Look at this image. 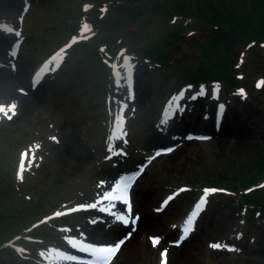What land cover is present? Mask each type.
Instances as JSON below:
<instances>
[{
    "label": "rangeland",
    "instance_id": "obj_1",
    "mask_svg": "<svg viewBox=\"0 0 264 264\" xmlns=\"http://www.w3.org/2000/svg\"><path fill=\"white\" fill-rule=\"evenodd\" d=\"M99 1L0 0V228L34 223L0 246V264H96L107 256L91 250L99 234L108 249L122 237H107L123 229L116 216L128 215L120 203L110 215L107 204L121 173L138 174L130 189L134 222L122 232L124 239L131 237L135 222H145V211L135 207L142 194L153 201L146 243L164 237L177 248L182 221L205 189H216L190 233L202 240L200 255L178 264H264V218L222 188L233 181L240 186L243 176L264 162V86L257 87L264 81V51L233 45V55L243 52L236 63L243 64L244 96L214 76L193 86L186 77L212 51L215 35H225L198 16L222 9L217 0L207 6L205 0H141L148 11L133 13L135 22L114 30L106 23L107 4ZM170 8L180 13L168 15ZM224 14L234 18L231 8ZM127 27L134 31L136 50L150 42L158 65L147 62L144 51L134 55L118 36L116 43L132 51L129 83L116 75L122 63L115 66L111 57L105 61L99 55L105 37L121 35ZM128 53L118 54L116 62ZM19 75L25 83L13 87L14 95L4 92L2 85ZM180 88L187 91L176 99L179 110L162 124L172 103L169 95ZM30 91L40 102L29 110L18 99ZM242 135L252 143L238 146ZM250 189L264 194V182ZM62 213L68 217L56 219ZM117 256L111 264H124ZM143 262L137 264H162V254Z\"/></svg>",
    "mask_w": 264,
    "mask_h": 264
},
{
    "label": "trees",
    "instance_id": "obj_2",
    "mask_svg": "<svg viewBox=\"0 0 264 264\" xmlns=\"http://www.w3.org/2000/svg\"><path fill=\"white\" fill-rule=\"evenodd\" d=\"M99 2L101 5L105 3L108 6L107 10L109 11V15L106 17V23L111 22L109 25L113 29L110 30H114L116 26L119 27L121 23L126 21L135 22L131 18L133 13L138 11L142 16L148 11L149 7H144L145 4L141 6V4H143L141 0H102ZM205 2L207 6L209 0H205ZM216 2L221 4L222 9L216 7V13L210 16L203 13L198 14V16L202 21L204 20V22L209 20L213 25L211 27L212 29H216L217 32H224L225 35H223V38L218 34L215 35L212 51L206 52L202 60V65L199 69L195 70V73L186 77V83L198 85L212 80L210 78L214 76L215 80L213 81L217 82L219 79H225L227 82H230L234 88L239 89L243 87L244 78L242 72H244V70L242 68L243 64L237 63L243 52L240 53L237 51L233 55V51L235 50L233 45L239 42L243 44L242 48L244 49L249 46H254L258 48V50L261 49L264 51V0H239V2L237 0L236 4H234V2L229 3L225 0H217ZM137 5L140 6L136 8ZM151 6L154 8L153 4ZM141 7L145 10H142ZM165 7L166 6L160 8L165 9ZM225 7L226 9L231 8L234 12V18L232 17V20H229L224 14ZM175 12L180 13V11L170 8L167 14L173 15ZM133 33L134 31L131 30V27H127L121 35L114 36V34H111L106 36L103 42L109 47L116 45V38L120 36L123 41L125 40L126 46L130 47L133 52L139 55L144 51V57L151 59L152 49L150 48V42L146 43L143 51L136 50L137 42L133 39ZM226 33L229 34L230 38L226 36ZM261 56L264 57V53H262ZM151 61L154 62L152 59ZM210 68H212L211 71H209L210 73H207L206 71ZM251 98L255 100L256 96L252 94ZM255 169L256 171L254 173L250 175L247 173L243 176L240 180V186L235 184L237 181H233V185L227 187H222L223 184L220 182V186L223 189L227 188V190L231 192V198L238 200L237 202L240 203L242 208H247L249 212L264 218V194L256 191L254 192L250 189L264 182V162L260 161ZM239 191L242 193H238ZM33 225L34 223L29 226L26 224L22 226L18 222L4 224L3 227L0 228V246L14 239L17 235H23L24 231L26 232V230L33 227ZM4 229L6 232H3Z\"/></svg>",
    "mask_w": 264,
    "mask_h": 264
},
{
    "label": "bare ground",
    "instance_id": "obj_3",
    "mask_svg": "<svg viewBox=\"0 0 264 264\" xmlns=\"http://www.w3.org/2000/svg\"><path fill=\"white\" fill-rule=\"evenodd\" d=\"M122 65L124 67L123 69L127 70L128 61H125ZM122 74H123V72L121 70L118 72L117 76L122 75ZM25 78L26 77L19 75L16 78V81L6 82L5 84L2 85V87L5 89L4 92H6V93L10 92L11 95H14L13 87L15 85H18L19 83L24 84ZM185 90L187 91V88ZM16 99H18V96H16ZM18 100L23 102L24 105L29 110L31 109V107L38 105L40 102L39 96L36 93H34L33 91H30L25 96H19ZM168 111H170V107H168ZM248 137H250V136L249 135H242V138L238 141L237 145L238 146H242V145L246 146V145H249L248 143H252V141L250 139H247ZM178 152L175 151L173 153L172 157L176 156ZM119 175L122 176V173ZM133 195H134V191H133ZM138 196L139 197H135V199H137L135 207L137 209L141 208L143 211H145L143 214V218L145 219V222H142V223L136 222L130 228V230H132V234L130 235L131 237L124 239L125 236H123V235L126 234V227H127L125 225L123 226V229L122 228L117 229L118 231H116L114 233V235L107 236L108 239H111L112 241H114V239L117 240L116 237H118L119 235L122 236L120 239L117 240L118 242L121 240L124 241V243L120 246V248L117 252V255H118L117 257L121 256L122 261H124L123 262L124 264H126V263L127 264H137L140 262L144 263L143 261L145 258L148 259L150 257L153 259L154 257L159 256V254H162L165 250H167V262H168V264H178L179 262H181V258H185V259L189 258V260H191L192 256L200 255L201 248H199L200 247L199 243H201L202 240L198 239L197 237H193V236H191V238H190V235L186 239H183L182 242H180L179 245H177V248L173 247L174 244H171L169 239H165L164 237H163V240L158 244V246H154L153 244H152V246L148 245L146 243V240H145V238L147 237V234H149V232H150L149 231L150 229L147 228V227H150V225H149L150 222L148 223L147 216L149 215V210L153 204V201H151L149 199V197L146 195L143 196L142 194H140ZM186 219L187 218H185L183 220L182 225H184V222L186 221ZM122 232H123V235H122ZM153 238H155V237H153ZM177 241H180V240L178 239ZM94 242L95 243L97 242V244H94L96 247H94L91 250L92 253H97L98 255L103 256L104 252L106 250L109 251L108 248L103 247V245L104 246L107 245L106 237L102 238V236H100V234H99V236H97L95 238ZM116 243L117 242H114V244H116ZM87 248H89V247H87ZM221 257H222V255L218 254L217 258H221Z\"/></svg>",
    "mask_w": 264,
    "mask_h": 264
},
{
    "label": "snow or ice",
    "instance_id": "obj_4",
    "mask_svg": "<svg viewBox=\"0 0 264 264\" xmlns=\"http://www.w3.org/2000/svg\"><path fill=\"white\" fill-rule=\"evenodd\" d=\"M264 86V81H261L258 83L257 87H262ZM201 94H203V90H201ZM240 94L242 96L245 95L243 90H241ZM196 97L193 96L191 99H195ZM178 111L179 110V105L177 104L176 100L172 101V105L170 106V111L171 110ZM172 114L174 115L175 112L173 111ZM169 113H165L164 119L162 121V124H166L168 120L170 119ZM191 139V137H189ZM165 151L170 152L172 149H166ZM122 152H118V155H122ZM161 152H157L156 155H160ZM142 173V169L140 170ZM138 178V174H131V175H123L121 176L118 181L114 182L112 185V188L109 189L111 192V197L107 201V204L110 206L109 207V214L112 213V208L115 207L116 203H120L126 206V212L127 216L125 215H118L116 216V219L123 223L125 226L129 225L130 223L134 222L131 220V198H130V189L135 180ZM183 191V190H182ZM217 190L216 189H205L203 197L199 200V202L195 205L194 210L191 212L190 216L186 219L184 222L183 228H182V236L180 242H182L183 239H186L190 233L194 230L195 227V222L199 218L200 213L204 210L208 197L211 194H214ZM171 199V197H169ZM167 204V201H165V206ZM138 219V217H137ZM124 243L123 240L119 241L116 243L115 246H110L108 255L105 257L98 258L96 261V264H111V259L114 257V255L118 252L120 246ZM160 243L159 238H153V245L157 246ZM212 247L219 249L221 247L220 244H214ZM230 251H233L235 249L229 248ZM162 264H167V251L165 250L162 253Z\"/></svg>",
    "mask_w": 264,
    "mask_h": 264
}]
</instances>
